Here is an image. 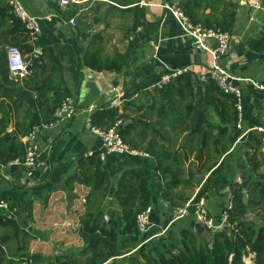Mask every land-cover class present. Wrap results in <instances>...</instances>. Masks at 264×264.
<instances>
[{
	"label": "trees",
	"instance_id": "obj_1",
	"mask_svg": "<svg viewBox=\"0 0 264 264\" xmlns=\"http://www.w3.org/2000/svg\"><path fill=\"white\" fill-rule=\"evenodd\" d=\"M209 7L212 11L207 14L205 10ZM237 9L238 2L233 0H190L185 5L193 22L223 30H231ZM140 24L142 22L135 21L130 31H135ZM39 37L14 13L10 0H0V163L3 165L20 156L19 138L37 125L18 87L36 93V106L44 124L57 121V109L72 96L63 63L53 46H44L40 57L34 59ZM12 45L21 50L28 64L32 62L29 73L23 78L12 74L7 50ZM130 54V51L120 50L105 54L104 36L98 33L91 38L82 61L97 71L120 72L129 65ZM162 88L169 102H161L162 107L157 111L150 102L151 97L143 96V99H132L122 111L117 106L97 110L91 116V123L108 129L120 121L123 139L153 155L159 172L168 176L161 188V199L177 209L209 195L211 183L202 185L196 194L195 188L235 145L243 129L239 126L236 97L223 91L213 79L207 81L209 102L206 108H211L218 120L204 123L202 128L195 126L197 104L191 73L184 72ZM134 104L137 107L134 108ZM151 113L156 114L155 120ZM137 118L150 122H138ZM183 135L186 137L178 145ZM157 137L167 143H159ZM245 147L254 173L248 183L237 186L232 193L234 207L230 221L236 224L238 231L198 232L183 227L178 240L162 234L156 242H143L137 221L138 215L153 202L151 168L124 169L113 194L118 206L105 207L112 179L103 166L100 150L79 157L78 171L69 176L67 184L74 187L78 182L90 188L81 216L80 234L84 246L79 251L59 255L48 264H264V132L252 130ZM192 156L194 160L186 166ZM1 199L9 200L11 209L17 204L10 190L0 191ZM193 210L194 207H190L191 214ZM249 213L253 218L248 217ZM259 220L263 224H259ZM29 242L20 222L5 212L0 213V264H21L27 260L42 264L39 255L30 251ZM18 247L20 249L16 250Z\"/></svg>",
	"mask_w": 264,
	"mask_h": 264
},
{
	"label": "crops",
	"instance_id": "obj_2",
	"mask_svg": "<svg viewBox=\"0 0 264 264\" xmlns=\"http://www.w3.org/2000/svg\"><path fill=\"white\" fill-rule=\"evenodd\" d=\"M20 1L39 23L36 51L41 52L47 45L55 48L77 107L74 118L44 125L36 106V93L19 86V95L31 107L39 126L38 140L46 150L47 166L28 176L19 165L0 163V191L10 190L15 194L17 204L13 216L30 239V251L39 255L44 264V260L55 261L59 255L79 251L84 246L80 234L81 216L86 209L90 188L78 182L69 187L67 179L78 171L79 157L101 150L102 140L92 132L88 122L97 110L117 106L122 111L132 99L147 96L151 97L150 102L155 104L154 110L157 111L159 106L162 107L161 102H169V99L162 87L150 86L167 72L187 68L186 72H190L193 78L197 104L195 126L202 128L204 123L215 122L218 117L211 108H206L209 98L204 77L209 73L212 57L209 52L192 44L190 37L182 33L176 19L163 6L165 2L177 1L185 8L190 0H80L67 8H63L58 0ZM233 1L238 2V9L224 64L235 73L264 85V0L258 9L249 6L245 0ZM211 11L210 7L205 10L207 14ZM71 19H75V26ZM135 21L142 24L135 31H130ZM98 33L104 36L105 54L112 55L115 50L131 52L129 65L120 72L97 71L83 64L84 52L93 35ZM135 36L139 39L133 45ZM243 86V134L195 188L196 194L202 185L211 183L209 195L205 198L210 214L216 219L220 218L234 189L253 177L245 154V143L252 130L257 126L264 127V88L247 83ZM135 107L137 105L134 104ZM151 114L155 120L156 114ZM136 120L145 124L150 122L146 118ZM166 128L170 127L166 125ZM185 137L180 138L178 145ZM157 140L161 144L167 143L160 137ZM24 141L23 137L19 138L20 156L25 151ZM193 160L192 156L186 166ZM103 166L112 179L111 194L105 207L110 204L118 206L113 194L124 169L132 166L151 168L153 227L146 237L164 231L163 235L178 240L179 230L183 227L198 232L208 231L194 214L173 221L176 209L165 205L161 199V188L168 176L159 172L153 155L111 154L103 160ZM217 181L219 184L214 185L213 182ZM161 235L153 236L151 241H158Z\"/></svg>",
	"mask_w": 264,
	"mask_h": 264
},
{
	"label": "built area",
	"instance_id": "obj_3",
	"mask_svg": "<svg viewBox=\"0 0 264 264\" xmlns=\"http://www.w3.org/2000/svg\"><path fill=\"white\" fill-rule=\"evenodd\" d=\"M63 8L71 6L73 3H79L80 0H58ZM245 2L254 9L262 7L263 0H245ZM10 4L14 13L23 20L26 26L33 31L34 34H39V23L36 17L31 15L23 6L20 0H10ZM163 6L173 15L176 19L182 33L192 40V44L203 51L209 52L212 57L211 67L209 73L204 77L206 81L210 78L216 81L226 93L232 94L237 99V109L239 111V126L241 127V119L243 118V111L245 106L243 83L253 84L256 87L264 88L254 79L243 77L224 64V58L229 51L232 40L231 30H223L221 28L207 27L201 23H195L187 15L186 10L177 1L165 2ZM71 23L75 26V19H71ZM8 59L12 74L16 78H23L28 73V62L24 59L21 50L15 46L8 47ZM187 71V68H180L165 73L161 80L150 87H162L174 80L179 75ZM77 114V107L73 97L69 96L63 102L62 106L57 109L55 116L58 120H70ZM57 120V121H58ZM55 121V122H57ZM53 122V123H55ZM90 129L94 134L99 136L102 140V147L100 150V157L105 160L108 155H135L143 154L144 152L134 148L131 144L126 142L120 133V121L114 126L103 129L98 126L92 125L91 118L88 119ZM53 123H50L53 124ZM44 124V123H43ZM49 125V124H44ZM257 130L264 132V127L257 126ZM39 126H34L29 132L23 136L25 142V151L22 156L12 161L24 168L26 175L32 176L36 171L47 166L45 159L46 150L41 147L38 140ZM165 205L170 206L166 201ZM194 207L193 214L199 222L211 232L217 230H226L231 233L233 230L238 231L235 223L230 221L231 210L234 207L232 196L223 208L221 216L216 219L210 214L208 202L205 196L197 202L189 201L185 206L176 209V216L173 221H176L184 216L191 214L190 207ZM7 213L9 216L14 215L13 209L10 208L9 200H0V213ZM153 206L150 205L147 209L138 215V227L143 236V242L150 241L153 236H159L164 231L159 232L152 237H146L153 227L152 221ZM14 217V216H13ZM24 264H35L32 260H27Z\"/></svg>",
	"mask_w": 264,
	"mask_h": 264
},
{
	"label": "water",
	"instance_id": "obj_4",
	"mask_svg": "<svg viewBox=\"0 0 264 264\" xmlns=\"http://www.w3.org/2000/svg\"><path fill=\"white\" fill-rule=\"evenodd\" d=\"M138 39H139V37L138 36H135V38H134V42H133V45H135V43L138 41ZM40 54H41V52H39V51H36V53H35V55H34V59H38L39 57H40ZM31 66H32V62H30L29 63V65H28V70L30 71V69H31ZM138 121H143L142 119H138ZM10 129H12V128H10ZM244 194H245V196H247V192L245 191L244 192ZM108 220L110 221V218L108 217ZM127 255H125V256H123V257H126Z\"/></svg>",
	"mask_w": 264,
	"mask_h": 264
},
{
	"label": "rangeland",
	"instance_id": "obj_5",
	"mask_svg": "<svg viewBox=\"0 0 264 264\" xmlns=\"http://www.w3.org/2000/svg\"><path fill=\"white\" fill-rule=\"evenodd\" d=\"M264 149V148H263ZM248 163H249V161H248ZM250 164V163H249ZM252 171V174L254 173V171H253V169L251 170ZM250 175H251V172H250ZM252 179V178H251ZM248 217H250L251 218V213H249L248 214ZM258 223L260 224V223H262V221H258ZM263 224V223H262ZM46 263H44V264H48L49 262H50V260H44ZM48 262V263H47ZM250 262V261H249Z\"/></svg>",
	"mask_w": 264,
	"mask_h": 264
}]
</instances>
